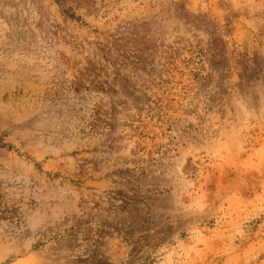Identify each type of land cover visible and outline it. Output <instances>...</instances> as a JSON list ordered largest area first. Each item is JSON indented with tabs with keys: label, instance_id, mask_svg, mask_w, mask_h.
I'll use <instances>...</instances> for the list:
<instances>
[{
	"label": "rangeland",
	"instance_id": "374dc122",
	"mask_svg": "<svg viewBox=\"0 0 264 264\" xmlns=\"http://www.w3.org/2000/svg\"><path fill=\"white\" fill-rule=\"evenodd\" d=\"M0 264H264V0H0Z\"/></svg>",
	"mask_w": 264,
	"mask_h": 264
}]
</instances>
